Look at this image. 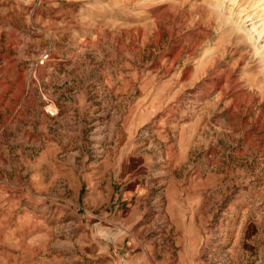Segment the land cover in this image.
Listing matches in <instances>:
<instances>
[{"label":"rangeland","instance_id":"374dc122","mask_svg":"<svg viewBox=\"0 0 264 264\" xmlns=\"http://www.w3.org/2000/svg\"><path fill=\"white\" fill-rule=\"evenodd\" d=\"M0 264H264V0H0Z\"/></svg>","mask_w":264,"mask_h":264},{"label":"bare ground","instance_id":"6f19581e","mask_svg":"<svg viewBox=\"0 0 264 264\" xmlns=\"http://www.w3.org/2000/svg\"><path fill=\"white\" fill-rule=\"evenodd\" d=\"M252 20H253V18H252Z\"/></svg>","mask_w":264,"mask_h":264}]
</instances>
